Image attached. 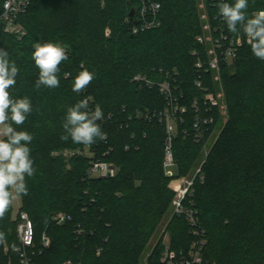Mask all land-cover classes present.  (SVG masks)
I'll return each instance as SVG.
<instances>
[{
	"label": "trees",
	"instance_id": "16d2710c",
	"mask_svg": "<svg viewBox=\"0 0 264 264\" xmlns=\"http://www.w3.org/2000/svg\"><path fill=\"white\" fill-rule=\"evenodd\" d=\"M158 1L161 26L138 34L129 19L137 0H33L20 17L26 33H0V48L19 68L9 91L32 104L19 128L33 135L29 147L36 171L26 177L28 195L21 197L19 212H27L34 223L29 254L35 264H144L150 241L170 214V249L189 251L194 236L185 217L172 210L171 185L172 178L188 173L194 178L193 196L184 202L193 201L206 231L203 258L214 264H264V61L245 42L232 65L198 68L199 56L208 61L205 43L196 39L202 33L198 0ZM205 2L213 23V9ZM248 3L249 15L264 9V0ZM36 42L59 43L68 53L57 88L35 87L39 70L31 54ZM82 66L95 75L77 94L72 85ZM138 74L155 83L169 80L188 109L184 121H177L173 141L175 177L164 170L167 134L158 117L167 100L157 85L134 81ZM219 91L220 105L205 112V94ZM81 100L93 110L103 109L98 123L106 140L86 146L60 139L67 108ZM195 100L213 119L201 141L195 136ZM94 159L112 163L116 174L88 177ZM58 213L71 219L59 223ZM19 223L11 205L0 218L5 235L0 264L19 263ZM44 235L50 238L48 247ZM165 248L161 236L147 264H164Z\"/></svg>",
	"mask_w": 264,
	"mask_h": 264
},
{
	"label": "clouds",
	"instance_id": "9594fccd",
	"mask_svg": "<svg viewBox=\"0 0 264 264\" xmlns=\"http://www.w3.org/2000/svg\"><path fill=\"white\" fill-rule=\"evenodd\" d=\"M220 18L229 32L238 34L241 30L254 57L264 61V9L248 14V0H217ZM31 58L39 70L35 87L57 88L59 66L68 60V53L61 44L36 42ZM19 68L10 61L9 52L0 48V218H3L14 201L28 195L26 177H33L36 169L29 145L33 135L19 126L26 123L32 112L31 99L27 96L14 97L9 89L16 85ZM94 73L83 68L76 75L72 91L79 94L94 79ZM104 119L103 109L97 105L94 110L87 100H81L67 108L63 122L62 141L69 139L74 144L90 146L97 140H106L107 134L98 121ZM5 239L0 232V242Z\"/></svg>",
	"mask_w": 264,
	"mask_h": 264
},
{
	"label": "built area",
	"instance_id": "2783aa9c",
	"mask_svg": "<svg viewBox=\"0 0 264 264\" xmlns=\"http://www.w3.org/2000/svg\"><path fill=\"white\" fill-rule=\"evenodd\" d=\"M33 0H4L3 8L0 11V33L5 32L21 37L26 33V29L20 21L21 15L27 12ZM138 9L135 10L134 16L129 18L132 22V31L135 34L142 33L151 29H155L161 26L160 12L162 9L161 2L158 0H137ZM208 5L213 9V24H212V36H213V49L207 51V63L202 61L199 56L196 66L198 68L206 67L207 69L218 67L222 64H231L235 61L238 50L246 42V38L242 31L238 34H233L228 31L227 25L220 18L218 8L216 7L217 0H207ZM107 34H110V30H107ZM201 43H204V37H200ZM247 43V42H246ZM197 51H194L195 55ZM134 81L145 83L148 86L157 85L160 91L164 94L167 100V107L165 110L158 114L159 120L164 122L166 127V140L164 146V169L166 175L175 177L177 171V161L173 151V141L176 135L177 121H184V114L187 113V107L179 103L178 96L174 93L173 86L169 80L155 83L148 79L146 76L138 74L134 77ZM196 85L200 88L203 87L201 80L196 82ZM204 104L206 108L205 112H208L212 107H218L220 105V97L207 92L204 97ZM195 122L194 127L196 129L195 136L201 141L204 138L205 125L212 122V118L205 116L202 113L198 101L195 100ZM137 116H145L141 111H137ZM147 117H150L147 115ZM201 171V168L197 169V173ZM116 174V167L107 161L92 160L88 169V177H113ZM193 177L186 181V186H182L177 189L178 197L175 200L174 212L180 216H184L187 220L194 241L189 251L176 252L170 249L169 243L166 244V248L162 257L164 264H214L203 258V248L207 243L206 231L201 224L199 211L194 206L193 201L185 203L186 198L193 196ZM203 179V175L201 176ZM20 223L18 225V232L20 236L21 245L18 249L19 263L18 264H35L32 257L29 254V250L35 245V230L34 223L27 212H19ZM71 216L65 213H58L55 216V220L59 223H65L70 220ZM42 243L44 247L50 246V238L47 235L43 236ZM68 264V263H66Z\"/></svg>",
	"mask_w": 264,
	"mask_h": 264
},
{
	"label": "rangeland",
	"instance_id": "374dc122",
	"mask_svg": "<svg viewBox=\"0 0 264 264\" xmlns=\"http://www.w3.org/2000/svg\"><path fill=\"white\" fill-rule=\"evenodd\" d=\"M198 7H199V21L202 24V33L200 35H198L196 39H197L198 43H200L201 42L200 37L201 36L204 37V43L207 47L206 49L212 50L213 49V36H212V24L213 23L211 22L210 12H209V9H208V6H207L205 0H198ZM107 30H110L109 27L106 28L105 32H107ZM106 35H107V33H106ZM233 63H231L230 65H232ZM219 69L220 68H217L216 70H214L215 75L218 74ZM214 95H216V94H214ZM216 96L222 98L223 97V91H219V94H217ZM192 177H193V175L188 173V174H183V175H180L178 177L172 178L171 185L175 189V193H176L174 195V198L172 201V210H174L175 200L178 197L177 189H179L182 186L183 187L186 186L185 185L186 181H189ZM12 206H13L14 215L18 214L19 208L21 206V198L14 201ZM170 217H171V214L169 216L165 217V219L162 222L158 232L153 237V239L150 241L148 251L146 252V255L143 259L144 264H147V257L150 253V250L155 245V243L159 240V238L161 236L163 237L164 243H169L170 236H169V231H167L166 228H167L168 222L170 220Z\"/></svg>",
	"mask_w": 264,
	"mask_h": 264
},
{
	"label": "water",
	"instance_id": "95a60500",
	"mask_svg": "<svg viewBox=\"0 0 264 264\" xmlns=\"http://www.w3.org/2000/svg\"><path fill=\"white\" fill-rule=\"evenodd\" d=\"M134 14H135V10L132 9L131 12H130V17L132 18L134 16Z\"/></svg>",
	"mask_w": 264,
	"mask_h": 264
}]
</instances>
